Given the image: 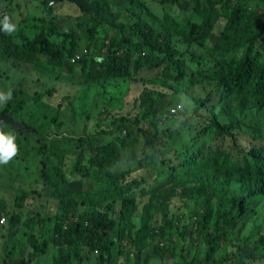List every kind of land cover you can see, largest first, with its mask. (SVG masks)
Listing matches in <instances>:
<instances>
[{"label":"trees","instance_id":"obj_1","mask_svg":"<svg viewBox=\"0 0 264 264\" xmlns=\"http://www.w3.org/2000/svg\"><path fill=\"white\" fill-rule=\"evenodd\" d=\"M91 1L97 14L81 8L79 35L59 25L51 0H41L48 17L18 25L0 11V67L30 65L53 81L32 95L23 83L6 91L0 69V112L28 131L4 123L0 130L14 135L17 152L35 158L39 171L36 188H13L11 209L0 199L1 261L34 264L54 250L53 264H156L167 256L170 264H264V3ZM139 84L136 113L114 115L100 130L106 142L82 134L68 137L74 148L54 144L62 136L49 133L58 121L50 117L56 93H64L58 111L68 103L75 111L84 88L97 100L115 92L123 100ZM181 94L195 100L193 114L173 112ZM186 134L191 142L178 147ZM3 173L0 179L10 176ZM8 192L2 189L5 198Z\"/></svg>","mask_w":264,"mask_h":264},{"label":"rangeland","instance_id":"obj_2","mask_svg":"<svg viewBox=\"0 0 264 264\" xmlns=\"http://www.w3.org/2000/svg\"><path fill=\"white\" fill-rule=\"evenodd\" d=\"M0 0V11L8 12L12 16L14 21L17 22V25L23 20L24 17L27 19L42 18L45 15L48 17V12H46L44 6L42 5L41 0ZM150 4L151 1L147 0ZM21 5V9L18 10L17 5ZM123 4V3H122ZM121 4V5H122ZM120 5V6H121ZM53 14L57 18L59 25L64 28L66 31L72 32L75 31L76 34H80L82 32V27L78 26L77 22H81L84 18L82 15V11L78 6L73 3H69L66 1H62L52 7ZM155 18L160 21L161 17L164 15L163 9L159 6H156L154 9ZM154 17V16H153ZM18 28V26H17ZM41 66L44 67L48 64L45 60L41 61ZM1 73L3 76V81L1 84L3 85L6 91H10L12 88L17 87L19 84L23 83V86L20 87L21 90L26 91V93L32 95L35 91H46L48 87L53 86V81L47 75L39 74L35 69L30 65H14L13 62L1 64ZM76 74L80 75L79 71H76ZM153 73L142 72V75H152ZM39 81V82H37ZM123 83L120 89L126 91L128 88V84ZM140 88V91H139ZM143 86L139 84L136 87L130 85V93L128 97L121 99V95H118L116 92L112 93L104 100H97L95 97V93L88 89H83L75 102V111H73V107L68 104L64 105L63 109L59 111L56 109L58 104H63V96L64 93L59 91L51 98V116L57 117L58 121L54 123L49 128V133L51 135L61 134L62 136L55 139L54 144L61 147V149H70L74 148V140H69L68 137H78L82 134H87L90 137H94L98 139L100 142H106L109 137L103 134L100 130L101 128H106L113 118L114 115L117 114H135L136 106L135 99L139 96ZM77 89H70L71 97L74 96ZM76 99V98H74ZM108 99H113L111 103L108 102ZM173 99L175 101H180L183 105V109L180 111H185L186 114L192 113L193 109H195V100L193 97L187 94H181L179 96H174ZM2 101V100H1ZM32 102V100H31ZM162 104V103H161ZM166 105V104H162ZM106 108L109 110V113H99L100 108ZM32 108V107H31ZM27 110L30 109V100H28V105L26 107ZM41 117V112H39ZM33 121V120H32ZM175 121H178L177 119ZM179 122V121H178ZM99 124L101 126H99ZM196 125H199V122H196ZM179 126V123L177 124ZM114 128V127H113ZM112 128V129H113ZM199 131H201V127H199ZM191 137V134H186L184 140H178L176 142L177 146L190 143L188 141ZM210 143V142H209ZM241 143L244 146V139L241 138ZM219 145H222V141H218ZM234 144L227 142L228 147H232ZM16 152V154L7 162L3 163L0 167L4 172V177H7L10 173V176L7 179H0V199L5 201V204L11 209V203L13 202V194L11 192L19 191V189L25 188H36L35 184H32L36 178L39 176V171L36 169V165L38 161L35 160L32 156L25 157L22 153ZM19 154V156L17 155ZM22 156H24V160H22ZM150 165H147L146 171L149 176H152L156 173L157 170L153 168L154 162L149 159ZM1 164V163H0ZM120 164V163H119ZM156 166L161 169V165L159 162H156ZM86 182V181H85ZM78 184L74 179V185ZM7 187L9 189L8 193H5L6 198L2 195V189ZM14 188V189H13ZM36 203L40 200L35 199ZM55 205L51 204L50 208L47 211L55 210ZM4 224H7L6 222ZM24 230H19L16 238L18 240L24 239L23 233ZM6 235L12 241V234L10 235V231L5 229ZM3 250V238L0 240V251ZM167 256V255H166ZM54 250L48 251L44 255H39V258L35 260L34 264H53ZM169 256L165 259L157 261L156 264H170Z\"/></svg>","mask_w":264,"mask_h":264},{"label":"water","instance_id":"obj_3","mask_svg":"<svg viewBox=\"0 0 264 264\" xmlns=\"http://www.w3.org/2000/svg\"><path fill=\"white\" fill-rule=\"evenodd\" d=\"M62 1L73 3L78 7H83L89 12H95L93 5L88 0H51L49 4V9H51L54 5ZM259 1L264 3V0H259ZM0 123L9 125L13 129H20L24 132L28 131V129L19 121H16L13 118L12 114L9 112H0ZM0 264H26V263L23 261L22 257H17V258L9 257L6 263H3L0 259Z\"/></svg>","mask_w":264,"mask_h":264},{"label":"clouds","instance_id":"obj_4","mask_svg":"<svg viewBox=\"0 0 264 264\" xmlns=\"http://www.w3.org/2000/svg\"><path fill=\"white\" fill-rule=\"evenodd\" d=\"M14 26L8 22V18L4 19V29L8 32L13 30ZM9 93L5 99H10ZM17 152V146L15 144V137L10 133H5L0 130V163H7Z\"/></svg>","mask_w":264,"mask_h":264},{"label":"built area","instance_id":"obj_5","mask_svg":"<svg viewBox=\"0 0 264 264\" xmlns=\"http://www.w3.org/2000/svg\"><path fill=\"white\" fill-rule=\"evenodd\" d=\"M89 54V50L88 49H84V56L88 55ZM82 58V56L79 54L77 55L71 62L72 63H76L78 60H80ZM181 109H183V105H179L178 109H174L173 112L174 113H178ZM0 222L1 223H5L6 222V218L5 217H2L0 219Z\"/></svg>","mask_w":264,"mask_h":264},{"label":"flooded vegetation","instance_id":"obj_6","mask_svg":"<svg viewBox=\"0 0 264 264\" xmlns=\"http://www.w3.org/2000/svg\"><path fill=\"white\" fill-rule=\"evenodd\" d=\"M92 5H93V3H92V1L91 0H88ZM122 3H120V2H118V3H116L115 4V7L117 8V9H124L125 7H126V5H124V4H122ZM121 5V6H120ZM94 7V9H95V6H93ZM80 8V10H81V8L82 7H79ZM98 8L100 9V10H103V9H105V11L107 12V11H109V8L108 7H104L102 4H99L98 5ZM88 11V10H87ZM90 14H97V9H95V12H89ZM83 14V13H82ZM82 16V15H81ZM18 256H15V258H17Z\"/></svg>","mask_w":264,"mask_h":264},{"label":"crops","instance_id":"obj_7","mask_svg":"<svg viewBox=\"0 0 264 264\" xmlns=\"http://www.w3.org/2000/svg\"><path fill=\"white\" fill-rule=\"evenodd\" d=\"M135 87V86H134ZM139 91H140V89H139Z\"/></svg>","mask_w":264,"mask_h":264}]
</instances>
